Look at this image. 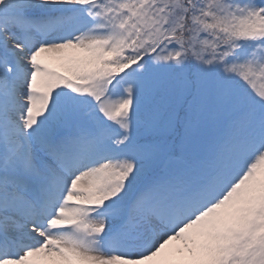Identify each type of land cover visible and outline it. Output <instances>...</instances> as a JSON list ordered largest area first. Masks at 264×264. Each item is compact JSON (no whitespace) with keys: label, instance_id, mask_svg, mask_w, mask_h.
<instances>
[{"label":"snow or ice","instance_id":"6c2138e0","mask_svg":"<svg viewBox=\"0 0 264 264\" xmlns=\"http://www.w3.org/2000/svg\"><path fill=\"white\" fill-rule=\"evenodd\" d=\"M0 264H264V0H0Z\"/></svg>","mask_w":264,"mask_h":264}]
</instances>
